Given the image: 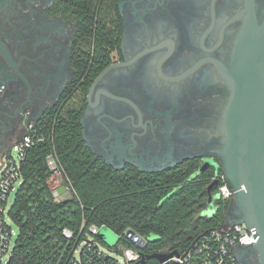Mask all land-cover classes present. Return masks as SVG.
<instances>
[{"label": "flooded vegetation", "instance_id": "obj_1", "mask_svg": "<svg viewBox=\"0 0 264 264\" xmlns=\"http://www.w3.org/2000/svg\"><path fill=\"white\" fill-rule=\"evenodd\" d=\"M252 16L262 24L264 0H0V148L70 108L92 160L117 173L217 174ZM237 260L262 264L255 246Z\"/></svg>", "mask_w": 264, "mask_h": 264}, {"label": "trees", "instance_id": "obj_2", "mask_svg": "<svg viewBox=\"0 0 264 264\" xmlns=\"http://www.w3.org/2000/svg\"><path fill=\"white\" fill-rule=\"evenodd\" d=\"M37 127L46 141L28 150L21 165L22 182L9 209L18 228L10 264H72L75 248L92 225H107L119 234V243L111 251L132 247L142 256L185 253L209 231L222 226L229 201L216 199V212L202 214L214 169L196 174L195 165H184L177 170L125 176L92 160L72 109L53 111ZM11 146L4 147L3 154ZM53 151L73 184L72 194L65 199L54 196L49 182L52 171L47 158ZM223 171L221 167L219 172ZM65 228L73 232L72 238L64 235ZM130 229L157 239L138 248L126 236ZM96 240L105 243L99 236ZM144 262L159 264L156 258Z\"/></svg>", "mask_w": 264, "mask_h": 264}, {"label": "water", "instance_id": "obj_3", "mask_svg": "<svg viewBox=\"0 0 264 264\" xmlns=\"http://www.w3.org/2000/svg\"><path fill=\"white\" fill-rule=\"evenodd\" d=\"M227 78L231 101L224 114L223 168L237 190L242 210L239 222L256 229L255 247L264 264V21L258 24L255 16L243 31L233 72ZM207 167L202 166L200 171ZM64 191L65 187H61L57 194ZM227 221L228 212L224 224ZM126 236L138 248H144L149 241L133 229ZM178 254L157 252L143 256L142 261L156 258L164 262Z\"/></svg>", "mask_w": 264, "mask_h": 264}, {"label": "built area", "instance_id": "obj_4", "mask_svg": "<svg viewBox=\"0 0 264 264\" xmlns=\"http://www.w3.org/2000/svg\"><path fill=\"white\" fill-rule=\"evenodd\" d=\"M4 91L5 85L0 81V97ZM45 141V133L39 130L36 122L31 121L26 125L24 134L12 143L9 152L0 157V264H4L5 256H8L7 264H10L14 248L10 249L13 229L7 221L8 216L11 219L9 197L17 189L16 184L19 180L22 182L21 165L28 150ZM47 163L52 171L49 182L54 196L58 199L69 197L73 191V184L56 151L49 154ZM213 180L217 181L214 190L218 199L229 201L230 206L238 204L237 190L232 186L225 171L218 172ZM61 187H65V191L58 195L57 190ZM98 229V225L89 228L85 238L73 252L72 264H147L142 261L141 253L132 247L122 248L121 252L112 251L109 254L103 251L96 240ZM63 233L68 238L73 237V232L68 228H65ZM256 234V229L245 223L227 221L224 224L223 221L220 228L209 231L200 242L194 244L185 253L173 255L164 262L159 260V264H238L237 247L255 246L258 240ZM102 256L105 258L102 259Z\"/></svg>", "mask_w": 264, "mask_h": 264}, {"label": "rangeland", "instance_id": "obj_5", "mask_svg": "<svg viewBox=\"0 0 264 264\" xmlns=\"http://www.w3.org/2000/svg\"><path fill=\"white\" fill-rule=\"evenodd\" d=\"M24 132H25V129L23 130V132L18 137H15L14 139H11L9 142H7V144H5V148L12 145V143L15 140H17L18 138H20L24 134ZM5 148L4 147L0 148V157L2 156L3 152L5 151ZM13 153L15 154V151H13ZM217 169H219V166H217ZM20 183H21V180H19V182L16 184L17 188L19 187ZM216 185H217L216 180L211 181L208 185L209 200L207 202L206 208L202 212L203 215L212 216L216 212V206L214 204L215 200L218 199V196L215 194V190H214ZM15 191L16 190H14L9 197V207L14 202ZM7 221L12 226V229H13V237H12V241L10 244V249H12L15 245V242H16V238L18 235V228L14 224V222L9 218V216L7 217ZM98 236L102 239L103 242H105L104 244L100 242V244H99L100 248L108 254L112 252L110 249L115 247L119 243V239H120L119 234L116 233L115 231H113L107 225L99 226ZM147 239L153 241V240L157 239V236H155V235L150 236ZM7 259H8V256H5L4 264H7Z\"/></svg>", "mask_w": 264, "mask_h": 264}]
</instances>
